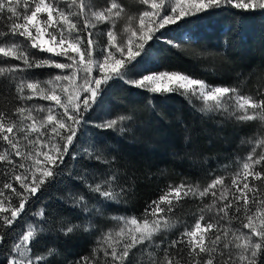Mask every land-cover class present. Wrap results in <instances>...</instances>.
<instances>
[{
  "label": "snow or ice",
  "instance_id": "6c2138e0",
  "mask_svg": "<svg viewBox=\"0 0 264 264\" xmlns=\"http://www.w3.org/2000/svg\"><path fill=\"white\" fill-rule=\"evenodd\" d=\"M138 3L146 7L129 14L120 0H106L104 6L93 0H0V78L18 101L10 110H0V245L13 237L0 264H54L60 256L55 247L34 251L50 223L45 207L32 211L19 232L13 226L30 199L62 175L80 181L97 199L91 204L83 193L69 194L71 206L87 216L82 223L61 222L56 231L65 237L95 232L93 217L105 216L101 205L128 202L134 185L119 183L115 157L91 143L81 145L78 135L87 123L85 114L111 81L152 94L180 95L202 116L218 117V124L257 122V130L241 139V145L250 147L243 160L236 158L234 172H210L203 186L169 184L139 218L110 217L116 226L100 232L88 255L67 264H264V87L249 94L239 85L211 84L187 72L141 71L143 63L155 62L149 42L179 47L165 36L169 29L223 8L264 12V0ZM45 68L62 71L44 81L26 75ZM35 98L54 105L28 103ZM133 119L119 115L96 127L123 135L131 131ZM78 159L107 171L91 182L83 170L73 175ZM185 198L198 201L191 226L175 218Z\"/></svg>",
  "mask_w": 264,
  "mask_h": 264
},
{
  "label": "trees",
  "instance_id": "16d2710c",
  "mask_svg": "<svg viewBox=\"0 0 264 264\" xmlns=\"http://www.w3.org/2000/svg\"><path fill=\"white\" fill-rule=\"evenodd\" d=\"M120 2L129 14L146 7L138 0ZM170 2L166 0V3ZM93 3L104 6L106 0H93ZM122 23L117 25V30ZM165 36L179 47L163 41L149 42L155 62L143 63L141 71L187 72L211 84L239 85L243 92L249 94H255L258 86L264 87V12L223 8L193 19L180 28H171ZM55 59L63 62L61 57ZM7 63L20 62L8 60ZM61 71L34 69L26 75L44 81ZM13 95L0 78V110L16 106L18 101L13 99ZM28 103L54 105V102L39 98ZM119 115L134 117L131 131L119 135L96 127ZM85 119L87 123L78 133L80 144L87 146L91 143L102 154L115 157L113 168L119 169V183L134 187L127 203L101 205L105 216L93 217L97 224L95 232H78L67 237L56 231L61 222L82 223L87 216L71 206L69 194L83 193L91 204H96L97 199L87 193L80 181L66 174L32 197L21 214L22 219L13 228L19 232L24 223L30 221L32 211L45 207L50 223L45 234L35 243L34 251L55 247L60 256L54 264H67L69 260L88 255L100 232L116 226L110 217L134 215L139 218L147 205L158 199L169 184L175 186L183 181L203 186L211 179L210 172L218 175L234 172L237 169L236 158L243 160L250 147L241 145V139L257 130V122L243 126L218 124V117L202 116L180 95L152 94L120 81L109 82V87L97 98L93 109L85 114ZM75 163L77 167L72 169L73 175L83 170L90 182L92 176L107 171L103 165L94 162L78 159ZM224 165L229 167L224 168ZM14 187L20 191L18 185L14 184ZM6 191L10 193V190ZM16 202L13 197V204ZM197 204L198 201L185 198L177 205L175 218L191 226L196 219L192 213L196 211ZM171 238L172 235L169 236ZM12 239L9 236L8 242L0 245V261L6 258Z\"/></svg>",
  "mask_w": 264,
  "mask_h": 264
},
{
  "label": "rangeland",
  "instance_id": "374dc122",
  "mask_svg": "<svg viewBox=\"0 0 264 264\" xmlns=\"http://www.w3.org/2000/svg\"><path fill=\"white\" fill-rule=\"evenodd\" d=\"M51 103L53 102V101H50ZM53 104V103H52ZM48 105H45V107H47Z\"/></svg>",
  "mask_w": 264,
  "mask_h": 264
}]
</instances>
